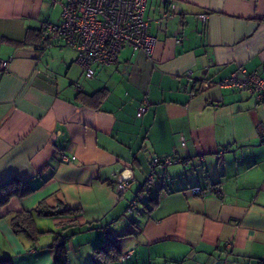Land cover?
Segmentation results:
<instances>
[{
  "label": "crops",
  "instance_id": "0c3cea01",
  "mask_svg": "<svg viewBox=\"0 0 264 264\" xmlns=\"http://www.w3.org/2000/svg\"><path fill=\"white\" fill-rule=\"evenodd\" d=\"M161 1L146 0L150 57L124 47L87 78L61 40L24 43L59 3L0 0V183L34 188L0 210V258L53 264L65 237L69 264H264V103L219 85L241 67L264 76V0H175L166 19ZM168 155L182 161L153 165ZM207 185L220 195L191 191ZM22 211L38 248L11 228ZM105 241L117 257L94 256Z\"/></svg>",
  "mask_w": 264,
  "mask_h": 264
},
{
  "label": "built area",
  "instance_id": "2783aa9c",
  "mask_svg": "<svg viewBox=\"0 0 264 264\" xmlns=\"http://www.w3.org/2000/svg\"><path fill=\"white\" fill-rule=\"evenodd\" d=\"M51 3H59L61 7L60 21L54 23L42 21L39 23L41 39L49 42L61 39L64 46L76 52V63L83 70L87 78L95 74V65H109L116 63L120 50L130 47L133 50L143 51L150 57L155 36L149 31L150 21L145 15L146 0H49ZM160 18L166 19L179 12L175 0H162ZM200 19H206L207 15H197ZM180 43L181 37H176ZM46 46H37L41 51ZM9 67L8 60H0V71ZM186 76L190 75L187 71ZM220 86L246 90L254 94L258 102L264 103V76H261L257 69L248 71L244 68H237L230 72L219 82ZM147 110V103L144 101L138 108L137 116H141ZM257 133L264 139V127H257ZM181 144H184L183 139ZM63 161H70L73 157H62ZM182 161L175 155H168L162 158H153L154 166L164 168L172 162ZM156 173L155 168L150 172L143 183L140 192L133 199L128 207L131 210L141 201L147 191L151 188V182ZM129 185L127 180L117 183L116 189L123 191ZM191 191L205 196L209 194L220 195L217 185L206 187L193 186Z\"/></svg>",
  "mask_w": 264,
  "mask_h": 264
},
{
  "label": "trees",
  "instance_id": "16d2710c",
  "mask_svg": "<svg viewBox=\"0 0 264 264\" xmlns=\"http://www.w3.org/2000/svg\"><path fill=\"white\" fill-rule=\"evenodd\" d=\"M49 42H45L44 40L41 39V33L39 28L36 30L28 31L26 38L24 40L25 44H32L35 45L36 47L40 45L46 46L42 50H45L47 48ZM33 190L34 188L29 184V182L23 179L12 177L3 181L2 183H0V210L3 206H5L9 202L11 198L24 197L29 193H31ZM63 211L73 212L70 211L69 209ZM35 212L43 215L48 214V213H43L41 209H36ZM35 212H31V211L16 212L9 217V223L15 234L23 236L26 240H28L31 243V245L34 248H38L39 245L37 244V242L41 232L37 229L35 225V218H34ZM65 242H66L65 237H61L59 240L56 241L55 244L56 252H55L53 264H69L67 246ZM114 248L115 247L114 245H112V243L105 241L94 249V256L99 257L100 254H103L105 257H107V259H113L118 256V253H113V254L110 253ZM0 264H12L11 257L10 256L1 257Z\"/></svg>",
  "mask_w": 264,
  "mask_h": 264
},
{
  "label": "rangeland",
  "instance_id": "374dc122",
  "mask_svg": "<svg viewBox=\"0 0 264 264\" xmlns=\"http://www.w3.org/2000/svg\"><path fill=\"white\" fill-rule=\"evenodd\" d=\"M150 6H151L150 3H148L147 9H146L147 11L150 8ZM49 12H50V16L52 17L53 21H55V22L60 21V18H61V7H60V5L57 4V5L53 6L51 11H49Z\"/></svg>",
  "mask_w": 264,
  "mask_h": 264
}]
</instances>
